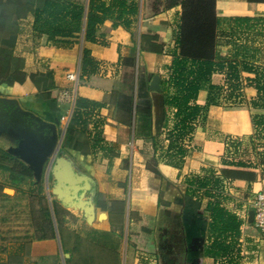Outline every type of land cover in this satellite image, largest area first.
<instances>
[{"label": "crops", "instance_id": "obj_1", "mask_svg": "<svg viewBox=\"0 0 264 264\" xmlns=\"http://www.w3.org/2000/svg\"><path fill=\"white\" fill-rule=\"evenodd\" d=\"M80 1L87 8L88 0ZM36 2L0 0V48L15 28L11 50L23 60L26 75L22 82L0 84V98L15 100L22 110L56 125L61 154L91 180L92 193L87 195L95 218L89 224L82 211L55 198V237L32 241L28 261L178 264L183 257L182 264H264V234L248 220L251 197L264 191V138H254L252 109L224 107L222 96L219 104L208 107L192 139L183 141L187 154L182 162L168 155L175 108L165 104L162 88L176 52L181 5L136 0L138 14L130 29L105 20L98 26L96 42L85 40L81 33L55 45L46 34L34 31ZM216 13L220 55L263 69L264 1L216 0ZM84 49L97 63L89 76L81 74ZM102 64L108 72H100ZM69 73L76 80L68 79ZM242 75L254 77L248 71ZM155 76L160 90L152 88ZM212 83L225 86V74L214 73ZM64 90L70 103L58 99ZM243 95L250 101L256 89L246 85ZM207 97L208 92L200 90L196 101L206 105ZM76 98L102 104L86 117L87 128L68 127ZM48 102L57 108L52 115ZM13 109L9 104L0 106V126L7 125L0 129V149L5 152L20 137ZM255 110L264 114V109ZM229 137L237 140L228 143ZM196 176L219 178L225 196L221 205L241 220L234 251L226 257L207 253L212 234L206 207L213 199L202 192L191 195L188 183ZM230 241L231 234L226 242Z\"/></svg>", "mask_w": 264, "mask_h": 264}, {"label": "trees", "instance_id": "obj_2", "mask_svg": "<svg viewBox=\"0 0 264 264\" xmlns=\"http://www.w3.org/2000/svg\"><path fill=\"white\" fill-rule=\"evenodd\" d=\"M247 1L263 2L264 0ZM178 4L181 5V15L175 41L176 52L173 54L170 73L162 89L165 104L175 108L174 125L168 132L167 151L170 152L168 155L178 158L181 163L187 154L183 141L192 139L198 122L205 118L208 107L219 104L222 96L230 105L264 109V68L254 70L220 55L217 48L219 20L216 13V0H168L167 2L170 7ZM32 6L34 31L38 34H46L48 40L55 45L67 43L66 39L81 33L85 40L96 42L98 26L105 20H112L114 26L120 25L130 29L138 14L136 0H88L87 8L80 0H37L35 4L32 3ZM154 10L156 11L157 8L155 7ZM15 34L14 28L4 43L5 47L0 48V84L11 85L14 82H22L26 77L22 70L23 60L14 57L11 50ZM96 69L97 63L90 57L89 51L84 49L81 58L82 76H89ZM243 71L253 72L254 77H243ZM214 73L225 74V86L212 83ZM246 85L256 89V96L250 101H245L243 95V88ZM200 90L208 92L206 105H199L196 101ZM48 105L52 109V113L48 115L57 111L53 103L48 102ZM101 106L102 104L98 102L76 98L68 127L81 125L87 128L86 117L92 110ZM252 121L254 138L258 139L264 133V114L253 116ZM228 140L232 138L229 137ZM234 142L235 140L228 143ZM0 152L18 161L1 149ZM18 163L23 166L29 176L32 175L31 170L24 163L20 161ZM238 164L243 165L242 162ZM0 169L12 172L9 166H0ZM220 183L219 178L199 176L188 183L192 187V196L202 192L206 197L213 199L206 207L210 217L208 229L212 234L207 253L213 257L230 255L234 251L236 238L240 236L241 220L221 205L220 199L225 196L220 191ZM196 201L200 203L198 199ZM54 213L56 214L55 206ZM43 215L48 221L51 232L49 234L43 232L37 239L54 238L55 228L48 206H45ZM230 234L232 241L226 242Z\"/></svg>", "mask_w": 264, "mask_h": 264}, {"label": "rangeland", "instance_id": "obj_3", "mask_svg": "<svg viewBox=\"0 0 264 264\" xmlns=\"http://www.w3.org/2000/svg\"><path fill=\"white\" fill-rule=\"evenodd\" d=\"M223 101L224 107H235ZM256 111L252 108L253 116H257ZM263 138L264 133L258 139ZM0 164L12 168L11 173L0 169V264H32L28 261L30 243L43 232H51L43 215L45 206L49 207L54 228L57 227L54 214L56 197L51 193L53 178L51 175L47 177L44 169L41 179L36 181L18 161L1 152ZM191 206L194 209L196 205ZM178 259V264H182L183 257ZM43 263L54 264L52 260Z\"/></svg>", "mask_w": 264, "mask_h": 264}, {"label": "water", "instance_id": "obj_4", "mask_svg": "<svg viewBox=\"0 0 264 264\" xmlns=\"http://www.w3.org/2000/svg\"><path fill=\"white\" fill-rule=\"evenodd\" d=\"M158 77L152 81V88L160 90ZM9 104L14 107L12 120L19 128V140L7 152L24 162L31 170L36 181L41 179L43 170L47 177L53 178L51 193L66 207L83 212L86 221L92 224L95 207L87 195L91 192L90 178L80 173L72 161L60 152L61 139L56 125L45 122L31 111L22 110L15 100L0 98V106ZM0 129H7L2 124ZM105 217V214H101ZM253 211H249V221H253Z\"/></svg>", "mask_w": 264, "mask_h": 264}, {"label": "built area", "instance_id": "obj_5", "mask_svg": "<svg viewBox=\"0 0 264 264\" xmlns=\"http://www.w3.org/2000/svg\"><path fill=\"white\" fill-rule=\"evenodd\" d=\"M108 72V69L104 66V64L100 65V72ZM67 78L70 80H76V75L74 73L67 74ZM59 101L61 102H69L70 97L67 91H62L59 93ZM236 139L230 140L233 141ZM250 209L253 211V225L255 228L264 234V191L256 192L249 202Z\"/></svg>", "mask_w": 264, "mask_h": 264}]
</instances>
